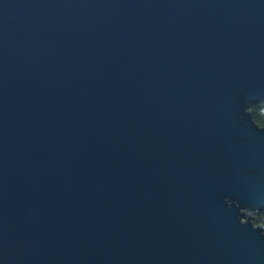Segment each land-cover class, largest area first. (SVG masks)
Wrapping results in <instances>:
<instances>
[{
  "label": "water",
  "instance_id": "water-1",
  "mask_svg": "<svg viewBox=\"0 0 264 264\" xmlns=\"http://www.w3.org/2000/svg\"><path fill=\"white\" fill-rule=\"evenodd\" d=\"M264 0H0V264H264Z\"/></svg>",
  "mask_w": 264,
  "mask_h": 264
},
{
  "label": "trees",
  "instance_id": "trees-1",
  "mask_svg": "<svg viewBox=\"0 0 264 264\" xmlns=\"http://www.w3.org/2000/svg\"><path fill=\"white\" fill-rule=\"evenodd\" d=\"M250 110L255 122L259 126L264 127V101L252 106ZM254 221L256 224L264 226V210L255 215Z\"/></svg>",
  "mask_w": 264,
  "mask_h": 264
}]
</instances>
